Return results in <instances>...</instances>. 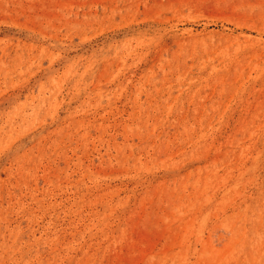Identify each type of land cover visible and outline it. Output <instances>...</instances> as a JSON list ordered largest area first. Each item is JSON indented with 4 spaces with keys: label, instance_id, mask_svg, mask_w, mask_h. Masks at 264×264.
<instances>
[{
    "label": "rangeland",
    "instance_id": "obj_1",
    "mask_svg": "<svg viewBox=\"0 0 264 264\" xmlns=\"http://www.w3.org/2000/svg\"><path fill=\"white\" fill-rule=\"evenodd\" d=\"M0 264H264V0H0Z\"/></svg>",
    "mask_w": 264,
    "mask_h": 264
}]
</instances>
